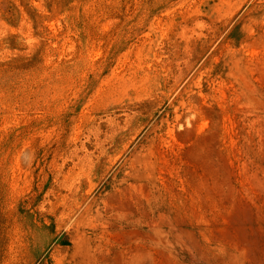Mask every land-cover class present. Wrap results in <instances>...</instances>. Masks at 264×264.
Returning a JSON list of instances; mask_svg holds the SVG:
<instances>
[{"label":"rangeland","instance_id":"obj_1","mask_svg":"<svg viewBox=\"0 0 264 264\" xmlns=\"http://www.w3.org/2000/svg\"><path fill=\"white\" fill-rule=\"evenodd\" d=\"M0 264H264V0H0Z\"/></svg>","mask_w":264,"mask_h":264}]
</instances>
